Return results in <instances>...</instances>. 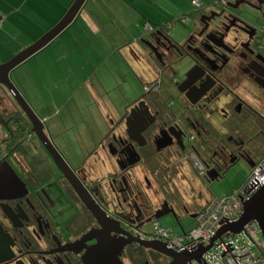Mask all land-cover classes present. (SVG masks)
I'll return each mask as SVG.
<instances>
[{"label":"flooded vegetation","instance_id":"obj_1","mask_svg":"<svg viewBox=\"0 0 264 264\" xmlns=\"http://www.w3.org/2000/svg\"><path fill=\"white\" fill-rule=\"evenodd\" d=\"M240 1L219 11H196L182 42L157 33L152 51L142 45L158 75L114 126L102 146L104 157L74 166L44 127L72 177L58 169L17 104L12 110L0 106V168L7 164L23 184L0 193V264H116L119 251L109 247L123 236L99 232L72 179L108 219L141 240L135 232L159 225L153 218L157 212L195 219L208 202L201 187L239 164L252 173L264 156V4L244 0L252 4L248 8ZM248 12L256 18L250 20ZM183 60L189 67L180 81H171L176 98L166 99L164 75ZM173 161L182 163L200 192L186 177V194L172 191L171 177L179 171ZM158 194L163 197L155 205ZM98 242L104 247L94 254ZM118 259L122 264L171 262L136 244ZM200 264H205L202 258Z\"/></svg>","mask_w":264,"mask_h":264},{"label":"crops","instance_id":"obj_2","mask_svg":"<svg viewBox=\"0 0 264 264\" xmlns=\"http://www.w3.org/2000/svg\"><path fill=\"white\" fill-rule=\"evenodd\" d=\"M74 1L0 0V48L6 49L0 58L8 55L2 62L56 26ZM159 1L87 0L73 23L26 62L35 61L40 77H45L52 65L57 68L65 84L62 91L68 94L65 97L61 92L62 110L72 102L74 107L82 103L89 108L87 116L57 119V109H52L55 103L38 108L27 88L18 86L23 99L41 118L47 134L53 139L62 138L64 154L68 160H76V165L104 157L102 146L114 126L142 97L145 85L156 80L159 69L141 45L152 34L150 29L174 23L175 30L187 25L193 13L199 14L190 12L193 0H173V8L168 0H162L164 7ZM184 16H188L186 23L179 20ZM176 18L177 22H173ZM94 167L100 169L98 164Z\"/></svg>","mask_w":264,"mask_h":264},{"label":"water","instance_id":"obj_3","mask_svg":"<svg viewBox=\"0 0 264 264\" xmlns=\"http://www.w3.org/2000/svg\"><path fill=\"white\" fill-rule=\"evenodd\" d=\"M86 1L87 0H75L72 6L70 7V9L68 10V12L61 19V21L58 24H56V26H54L50 31L45 33L35 43L28 46L27 48H24L21 52L17 53L11 60H9L4 64H0V88L4 90L7 96H10L9 98L12 100L13 103L17 104L20 107L26 119L30 122L32 126V133L37 137V139L39 140L40 144L44 147L46 152H48V154L53 158L58 169L61 172H64L63 170L65 169L66 172H68L69 175H71V177L73 176L72 171L60 158L59 154L56 152V150L48 140L44 132L43 122L31 110L30 106L26 103V101L23 99L21 94L12 84V82L10 81V74L12 71L17 69L18 67L26 63L29 59H31L39 52H41L43 49H45L56 38H58V36H60L73 23L77 15L82 10ZM239 3L247 6L248 8H253L250 2L243 0L240 1ZM257 3L261 6L262 4H264V1L261 2L258 0ZM255 13H260V12H255ZM245 16L248 17L250 20H254L256 18L254 14H251L249 12L246 13ZM141 45L146 46L149 50H151L150 48L153 47V44H151L150 41H141ZM138 105H136V107L133 108V110H135L138 107ZM128 125L129 124L127 123L126 124L127 128L129 127ZM132 142L136 143V140L134 139L132 140ZM57 159L59 160V162L57 161ZM72 180L70 182L75 188V191L80 197L81 201L99 223L101 227V230L99 232H103L107 236H111L112 234L123 236V238H120L121 240L120 244L117 242L114 243L113 245H110L109 247V248H117L119 251V253L116 256H114V262L116 264H122L119 261L118 256L120 255V253L124 251L125 248H127L131 244H136L138 247L144 250H151L156 253H159L160 255L171 260L170 264H200V260L202 256L206 252H208V250L211 248V246L204 248L201 247L198 251L195 252L176 253L170 250L169 248H167V246L162 243L146 242V241L138 240L136 238H132L130 234H127L124 230H122L121 225L118 222L108 219V217L103 212L100 211L99 207H97L95 203L92 201V199H90V197L83 190L82 186L77 180H75V182ZM74 183H76V186ZM16 186L23 187V184L18 179L14 171L7 164L5 168L1 167L0 193L10 191V189H12L13 187L15 188ZM78 188L81 191H79ZM86 197L88 198V200ZM168 214H172V212L171 211H167L165 213L157 212L153 216V218L155 220H159L160 218ZM146 222L147 223L151 222V218L148 219ZM250 222L257 223L262 233V237L264 238V186L261 187L253 196H251L248 201L243 203V214L240 220L233 224L228 225L226 228H223L219 232L217 237L212 240L211 245L216 239H218L225 232H230L234 235H239L242 232L244 226H246ZM103 247L104 244H100L98 242V244L94 248L95 250L93 253L95 254V252L100 251Z\"/></svg>","mask_w":264,"mask_h":264},{"label":"rangeland","instance_id":"obj_4","mask_svg":"<svg viewBox=\"0 0 264 264\" xmlns=\"http://www.w3.org/2000/svg\"><path fill=\"white\" fill-rule=\"evenodd\" d=\"M164 1V0H163ZM162 0L159 1V5L164 7V3ZM189 1V0H188ZM218 0H210L209 2H204L206 5L211 4L212 2H215ZM147 2V1H145ZM227 4H234L236 0H226ZM173 3V0H168L167 4ZM172 6V5H171ZM86 8H89L87 6ZM173 8V6H172ZM246 8V7H245ZM171 9V8H170ZM211 11H219L222 10L221 6H213L209 7L208 10ZM248 9V8H247ZM196 12L193 10V8L190 10V12ZM245 11V10H244ZM198 16V14L193 13L190 16L189 23L187 25H181L175 30L170 31L169 36L177 41V42H182L185 40V38L188 35L189 27H191L193 19ZM44 35V34H43ZM42 35V36H43ZM41 36V37H42ZM40 37V38H41ZM37 41V40H36ZM34 41V43L36 42ZM2 48H0V53L3 54L5 52ZM10 55V54H9ZM8 55L6 58H0V64H4L11 60V58H8L6 62ZM30 61V63H24L17 69L11 72L10 74V81L12 84L15 86V88L18 90V92L22 95L20 89L23 87H26L27 90L30 92L33 101L35 102V105L39 107H43L44 105H47L48 103L53 104L55 103V106H53L52 109L56 108V116L57 119H63L66 117L70 116H87L89 114V108L85 106H82V103L77 104L78 107H74V102L70 103L68 108L62 110V106L64 105V102L62 103V97H61V92L63 93L64 85L63 82L61 81V77L57 72V68L52 65L50 69H48L46 76L40 77V73L37 72V66L35 61ZM189 61L183 60L177 65H175L171 69V73L165 74L164 75V81L167 82L168 84L163 90V96H165L166 99H171V98H176V88L175 86L172 85L171 81L177 79V81H180L182 79L183 73L186 72L187 68L189 67ZM158 73V71H156ZM50 74V75H49ZM49 75V76H48ZM72 84V81L69 82V85ZM171 84V85H170ZM18 86L20 89H18ZM64 95V93H63ZM68 95V94H67ZM66 94L64 95L65 97L67 96ZM10 96H6L4 92H1L0 89V106L3 109H8L12 110L13 108V102L9 98ZM31 110L35 113L33 107L29 104ZM88 112V113H87ZM36 114V113H35ZM36 116L41 119L37 114ZM57 120H54L52 122H56ZM62 138L54 139L55 144L57 145L58 149L61 150V152L64 154V147L62 142L60 141ZM75 148V147H74ZM72 158H69V161L72 163V165L75 166V161L71 160ZM66 161V160H65ZM175 163L176 169H178V173L175 176H172V183L170 187L172 188V191L176 194H186L185 190L187 189L186 185H188V181H191L192 188L194 189V192L197 194L200 192V189L202 188L201 192L205 194L206 196V201H210L214 198H223L225 196H229L233 193L234 190L239 189L249 178L251 174V169L247 168L246 166L239 164L236 167L232 168L229 172H227L222 179L212 183V184H206L203 187L200 186L197 181L194 182L195 178L190 176L188 177V172H186V168L182 165V163H179V161H173ZM185 177L187 179H185ZM193 179V180H192ZM194 182V183H193ZM189 186V185H188ZM201 187V188H200ZM188 190V189H187ZM162 193V191H161ZM152 197V196H151ZM162 195L158 194V197H156V200H154V204L156 205L161 199ZM159 225L167 229L171 232L172 235L174 236H180L182 235L183 232H190L196 225V221L194 218H191L189 215H183L179 214L176 212V217L172 214H169L167 216H164L163 218L158 220ZM144 231H152V225H146L143 228Z\"/></svg>","mask_w":264,"mask_h":264},{"label":"built area","instance_id":"obj_5","mask_svg":"<svg viewBox=\"0 0 264 264\" xmlns=\"http://www.w3.org/2000/svg\"><path fill=\"white\" fill-rule=\"evenodd\" d=\"M193 5L196 9L201 8L198 1H194ZM186 20L184 18L183 22ZM1 23L0 18V26ZM263 186L264 156L239 189L229 196L214 198L205 204L196 215V225L190 232L174 236L169 230L153 224L152 231L135 234L141 240L161 242L176 253L195 252L201 247L211 246L202 256L205 264H264V238L255 222L244 226L239 235L223 233L211 245L223 228L240 220L243 203Z\"/></svg>","mask_w":264,"mask_h":264},{"label":"trees","instance_id":"obj_6","mask_svg":"<svg viewBox=\"0 0 264 264\" xmlns=\"http://www.w3.org/2000/svg\"><path fill=\"white\" fill-rule=\"evenodd\" d=\"M194 1H198L201 4V8L200 9H196L195 8V6L193 5V2ZM224 3H225V5H223ZM226 4H227L226 0H218V1L212 2L211 4H208V5L203 4L200 0H193V1H191V5H192V8H193L194 11L206 9V8L213 7V6H221V7H224V6H226ZM184 18L187 19L186 20V22H187L188 21V16L187 17L184 16V17L180 18L179 20L181 22H183V19ZM177 20L178 19L176 18L173 22H177ZM186 22H183V23H186ZM173 25H174V23H168V24H165L163 26H160V27H158L156 29H150V33H152V34L148 35V38L145 39L144 41H152V37L154 36V34H157V33L166 34V35H168L169 38H171L169 36V34H170V31H173Z\"/></svg>","mask_w":264,"mask_h":264}]
</instances>
